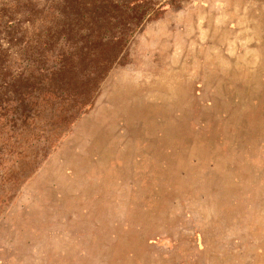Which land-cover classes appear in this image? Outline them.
I'll use <instances>...</instances> for the list:
<instances>
[{"label":"rangeland","instance_id":"obj_1","mask_svg":"<svg viewBox=\"0 0 264 264\" xmlns=\"http://www.w3.org/2000/svg\"><path fill=\"white\" fill-rule=\"evenodd\" d=\"M0 264H264V0H0Z\"/></svg>","mask_w":264,"mask_h":264},{"label":"trees","instance_id":"obj_2","mask_svg":"<svg viewBox=\"0 0 264 264\" xmlns=\"http://www.w3.org/2000/svg\"><path fill=\"white\" fill-rule=\"evenodd\" d=\"M24 100H26V98ZM29 103H30V100H29Z\"/></svg>","mask_w":264,"mask_h":264}]
</instances>
